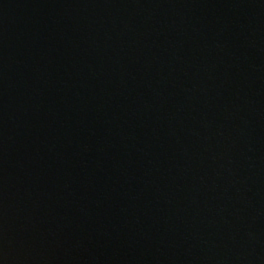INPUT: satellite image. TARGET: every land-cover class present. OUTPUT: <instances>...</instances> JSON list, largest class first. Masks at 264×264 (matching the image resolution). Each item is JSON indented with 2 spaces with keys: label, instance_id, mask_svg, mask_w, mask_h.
I'll return each mask as SVG.
<instances>
[{
  "label": "water",
  "instance_id": "95a60500",
  "mask_svg": "<svg viewBox=\"0 0 264 264\" xmlns=\"http://www.w3.org/2000/svg\"><path fill=\"white\" fill-rule=\"evenodd\" d=\"M0 264H264V0H0Z\"/></svg>",
  "mask_w": 264,
  "mask_h": 264
}]
</instances>
